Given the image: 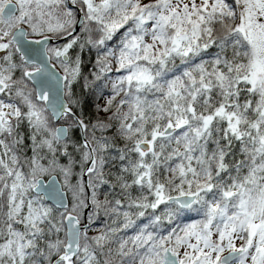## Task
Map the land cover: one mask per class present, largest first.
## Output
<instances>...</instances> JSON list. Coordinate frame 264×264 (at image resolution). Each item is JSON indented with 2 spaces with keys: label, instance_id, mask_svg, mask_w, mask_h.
I'll return each mask as SVG.
<instances>
[{
  "label": "snow or ice",
  "instance_id": "6c2138e0",
  "mask_svg": "<svg viewBox=\"0 0 264 264\" xmlns=\"http://www.w3.org/2000/svg\"><path fill=\"white\" fill-rule=\"evenodd\" d=\"M0 264H264V0H0Z\"/></svg>",
  "mask_w": 264,
  "mask_h": 264
}]
</instances>
